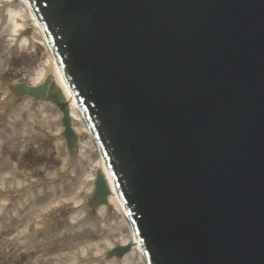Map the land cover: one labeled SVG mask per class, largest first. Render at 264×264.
<instances>
[{
  "label": "water",
  "instance_id": "water-1",
  "mask_svg": "<svg viewBox=\"0 0 264 264\" xmlns=\"http://www.w3.org/2000/svg\"><path fill=\"white\" fill-rule=\"evenodd\" d=\"M126 1L134 0H112L110 11L107 4H100V0H81L73 13L76 26L86 40L88 55L101 65L100 84L108 97L111 96L115 103H120L122 94L129 95L125 101L129 107L141 114L142 120L139 122L142 125L157 122L178 141L184 140L181 139L180 131H186L189 139L191 141L195 139L199 145L215 139L225 123L233 119L229 118L228 107L235 110L232 115L237 117L256 108L259 111L258 116L263 119L264 0H177L174 11L163 18L155 17L152 13L153 0H137L141 11L138 18L134 17L135 14L130 10L122 8V3ZM183 2L185 9L184 17L181 19ZM242 6L247 9L251 32L249 43L257 58L254 64L258 63L260 70L258 79H253L250 75L252 61L240 62L234 69L236 59L221 58L220 51H213L214 45L220 42L231 43L232 35H235L238 42L248 41L235 30H231L232 25L242 16L243 12L240 11ZM116 13L119 17L125 15L127 18L126 20L118 18L111 30L109 20ZM188 57L191 62L186 60ZM215 58L216 71L207 73L206 67ZM187 62L190 66H187ZM243 66L248 67V70H243ZM237 71H242L243 78L235 75ZM222 73L229 79L230 86L235 83L233 95L236 99L233 100L232 96L229 98L231 93L229 91L224 103L221 104L222 110L215 111L214 96L223 93H212L211 97L207 98L206 92L216 83L215 76ZM198 75L202 79L195 82L194 79ZM141 77L146 79L144 83H140ZM186 77L189 86L184 85ZM214 88L221 90L219 85ZM246 100L248 101L244 103ZM209 102L213 103L210 109L207 108ZM201 115L202 117L198 118ZM216 142L212 143L210 149L202 151L203 155L198 152L197 157L201 156L198 164L205 168H214L218 172L217 160L234 158L233 163L228 162L229 168L231 171H237L239 167L236 162L237 156L231 155L228 148L227 158H224L225 155L221 157L216 151L210 152ZM176 144L180 146V143ZM259 145H264V139L260 140ZM249 149L254 153L258 151L254 145ZM143 153L149 155V159L152 157L150 149L148 151L144 149ZM262 153H258V156L250 161V165L254 174L264 181L261 171V169L264 171V161L258 162L264 160ZM217 172L215 174H218ZM165 179L163 178V181ZM206 181L212 186L210 191L221 200V208L228 217L230 233L236 235V241L240 242L233 248L235 251L238 247L246 248V241L241 242L243 237L240 235L244 225L234 226L231 220L236 214H240L236 210L239 205L247 207L249 204L252 209H258L262 208L264 201L254 202L253 196H258V193L254 195L247 191L251 200L241 203L240 192L238 193L226 179L220 177L212 179L208 176ZM256 190H261L259 195L264 198V188L259 185ZM231 202L236 206L231 207ZM149 211L160 213L157 210ZM243 215L241 213L240 216ZM250 252L244 250V254ZM253 261L254 264H264L256 259Z\"/></svg>",
  "mask_w": 264,
  "mask_h": 264
},
{
  "label": "bare ground",
  "instance_id": "bare-ground-1",
  "mask_svg": "<svg viewBox=\"0 0 264 264\" xmlns=\"http://www.w3.org/2000/svg\"><path fill=\"white\" fill-rule=\"evenodd\" d=\"M13 2H14L13 5L15 4V2L20 5L17 8L15 6L16 9H12V10L9 9L10 14L13 17L12 18V23L14 24L15 31H19L21 28H23L24 26H26L28 24V19H27V14H28L27 5L22 0H13ZM17 27H18V29H17ZM14 35H15V33H14ZM33 38H35V39L37 38V34L36 33H33ZM60 80H61V83L65 87V91H66L65 94H67L66 95L67 100L69 99L68 100L70 102L69 103V107H71V109H72V111H71L72 112V116L75 117V120H77L78 119L77 118L78 109H77L74 101L70 98L69 92H68L65 84L63 83L61 77H60ZM78 129L80 131H82V126L79 125L78 126ZM57 144H59V143H57ZM90 149L93 152V148H90ZM91 166H92L93 169H96V168L101 167L102 166V163L100 162V160L95 159V160H93V163H92ZM90 169L91 168L89 167V170H88L89 172H91ZM89 172L87 174V178H90V173ZM81 185L83 186V184H81ZM90 188L91 187L89 186L86 189L87 190H90ZM71 196H72L73 199L76 198V194H74V193ZM78 202H79L78 199H75L74 200V203L75 204H77ZM109 202H111L117 208H119L118 210L120 211V206H119L118 201L116 200V196L115 195L109 197ZM107 208H109V205L106 208H105V206H101V207L98 208L97 212L99 213V218L104 215V213L107 210ZM81 216H82V212H77L74 216L71 217V221H76ZM120 225H122V226L126 225L125 220H124L123 217H122V219L120 221ZM110 228L111 227H108V230ZM111 229H112V231L110 230L109 231V234L107 233L104 236L105 239H104L103 245H100L99 242H96V243H94V246H95L94 248H90V245L91 244H86L84 246H81L79 250L82 251V254L87 249H89L90 251L93 250V249H95V254L96 255H100L104 250H107L108 248H111L113 246H119L120 243L122 245L129 244L130 240H133L134 239L133 234L126 233V234L120 235V233L118 234L114 228H111ZM130 244H131L132 251H130L128 254H126V255L123 256V258H122V264H143L142 261H141L140 254L138 255V252H139L138 245L136 244L135 241H132ZM103 247H104V249H103ZM136 259H138V260L136 261ZM97 264H102V263L98 262ZM105 264H118V260H117V258H111Z\"/></svg>",
  "mask_w": 264,
  "mask_h": 264
},
{
  "label": "rangeland",
  "instance_id": "rangeland-1",
  "mask_svg": "<svg viewBox=\"0 0 264 264\" xmlns=\"http://www.w3.org/2000/svg\"><path fill=\"white\" fill-rule=\"evenodd\" d=\"M1 24H4V23H1ZM9 24H7L6 23V25H5V28H4V30L6 31V32H9V30H12V27L10 26V28H9V26H8ZM8 26V27H7ZM37 42H38V40H36ZM32 44H34L33 46H35L36 45V51H38V54H37V58H36V60H33L31 63H29V65L27 66L29 69H35V70H38V69H41V64L42 63H44V61H46L47 60V58L45 57V54H44V51H42V49H41V47L36 43H32ZM32 46V47H33ZM0 47H2V44H0ZM31 47V46H30ZM22 49H25V44H24V46H22L21 47V50ZM32 50H35V47L32 49ZM2 51V50H1ZM23 53H25L23 50H22V54ZM33 53L35 54V51H33ZM26 59V57H24V58H21L20 60L22 61V62H26L27 63V61L25 60ZM18 63H21V62H18ZM32 63H34L33 64V66L34 67H32V66H30ZM86 139L85 138H82V139H80V144H81V149L82 150H84L85 149V147H84V145H85V143H86V141H85ZM68 205H70L68 202L66 203V202H63L62 201V205L61 206H68ZM109 221L107 222V223H111V224H114V225H116V224H118L119 223V221H120V216H119V214L116 212V211H113V210H111V212H109ZM104 223H106V222H104ZM114 225L112 226V227H114ZM111 227V228H112ZM128 251H129V249H128ZM4 264V263H3ZM89 264H93V261H91Z\"/></svg>",
  "mask_w": 264,
  "mask_h": 264
}]
</instances>
